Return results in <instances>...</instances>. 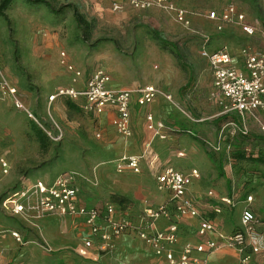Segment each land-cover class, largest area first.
Here are the masks:
<instances>
[{
  "label": "rangeland",
  "instance_id": "rangeland-1",
  "mask_svg": "<svg viewBox=\"0 0 264 264\" xmlns=\"http://www.w3.org/2000/svg\"><path fill=\"white\" fill-rule=\"evenodd\" d=\"M28 1L10 0L0 10V84L4 80L16 87L37 120L15 108L0 88V155L10 167L7 174H0V199L26 180L64 170L90 180L98 165L112 164L105 160L106 151L84 114L69 107L67 101L55 111L49 101L47 95L59 81L40 67L52 55L34 43L48 37L57 45L58 65L63 68L61 52L78 67H103L117 83H152L161 93L171 95V101L164 99L166 103L160 104L159 117L175 128L173 134L178 138L201 137L222 162L221 175L217 163L203 154V146L196 140L204 158L197 162L204 183L222 187L235 197V204H246V196H252L249 207L256 218L254 232L262 239V248L253 259L255 264H264V164L232 159V146L227 145L234 135L240 148L264 154V113L232 116L239 129L244 127L247 132L236 129L230 134L227 121H217L223 113L210 99L211 74L201 56L204 40L208 50L227 46L235 51L245 44L264 49V0H169L185 10L187 24L161 7L140 9L130 0H46L58 12ZM227 5L258 22L251 36L237 23L207 18L209 12L219 13ZM74 11L86 24H78ZM86 183L84 192L89 189ZM238 215L239 209L227 221L233 229L240 225ZM35 220L21 221L0 208V230L6 235L1 251L7 264H91L73 252L49 251L43 228ZM13 230L20 234L21 242L9 237ZM223 258L213 264H238L234 254L226 253Z\"/></svg>",
  "mask_w": 264,
  "mask_h": 264
},
{
  "label": "built area",
  "instance_id": "built-area-1",
  "mask_svg": "<svg viewBox=\"0 0 264 264\" xmlns=\"http://www.w3.org/2000/svg\"><path fill=\"white\" fill-rule=\"evenodd\" d=\"M130 3L140 9L161 7L174 14L178 21L188 23L185 10L177 7L169 0H130ZM209 18L219 20L220 23H237L242 30L252 35L254 26L244 22V13L234 5H227L220 13L211 11ZM220 28V27H219ZM204 40L201 47V56L207 61L212 73L213 90L210 98L215 100L223 114L236 113L238 116L264 111V51L253 50L248 45L240 48L243 70L233 65L232 57L226 46L218 50L209 51L205 47ZM61 64L72 73L71 81L74 83L81 76V70L65 60V53L61 52ZM111 77L102 68L92 71L82 89L74 86L59 87L48 99L52 101L58 96L70 99L82 98V109L85 112L101 114L107 108L114 112L112 125L115 131L124 136L131 135L130 125V99L135 93L139 105L151 103L158 95H162L167 101H171V95L163 94L154 85H145L137 89L115 88L110 85ZM0 88L5 95H9L15 108L25 111L28 116L37 120L24 106L17 96L16 89L6 81H2ZM146 126L151 132L150 138L144 144V150L136 155H124L114 161L115 170L119 173L130 171L139 173L141 161L147 160L149 149L155 137H163L162 130L166 125L162 121L154 120L151 113L146 114ZM230 134L238 129L245 134L247 131L233 119L227 121ZM9 164L4 156L0 155V174L8 173ZM197 169H192L190 174H184L172 166L164 167L156 174L159 188L167 189L171 193V200L177 217H199L197 235L204 237L207 234H215V238H209L196 245L185 243L177 254L173 246L178 240V226L170 223L166 228L156 227V221L160 218H169V209L165 205L147 207L138 217L137 223L127 219L113 218L114 207L108 203L104 210L95 207H84L78 204L79 188L75 182V173L72 171L61 172L52 179L38 177L31 181H24L15 190L9 192L0 199V208L8 214L32 222L42 215H81L90 232L97 235L101 241L100 247L109 250L113 247V238L132 231L148 244L156 255H163L169 264H207V255L212 251L231 247L239 253V264H254L253 257L262 248V239L255 235L254 224L256 222L252 209L246 205L240 212L241 226L235 231L226 234L217 230L216 225L209 219L200 216L191 200L185 197L186 186L191 177H198ZM252 201V196H246V203ZM221 203L234 207L235 203L229 197H222ZM215 212H221L219 207ZM10 235L21 242V236L17 231H11ZM91 246L86 241L84 247L77 250L81 256L86 255V248ZM196 253H203L198 256ZM1 264V260H0ZM125 264V263H123Z\"/></svg>",
  "mask_w": 264,
  "mask_h": 264
},
{
  "label": "crops",
  "instance_id": "crops-1",
  "mask_svg": "<svg viewBox=\"0 0 264 264\" xmlns=\"http://www.w3.org/2000/svg\"><path fill=\"white\" fill-rule=\"evenodd\" d=\"M207 18L210 20H216L209 17ZM244 22L253 25L254 32L256 31V28L258 26V22L256 20H248L244 14ZM245 34L247 36H251L247 33ZM52 41L53 40L48 39V37H45L39 38L34 42L36 46L41 48L40 51H47L50 55L53 56H48L47 61L41 64L40 67H43V71L45 72V74L48 75L52 80L59 81L58 84L55 85L53 91L50 92L47 97L55 93L56 89L59 87L74 86L77 89H82L85 85L86 80L88 79L92 71L96 68L89 69L78 67L73 63L68 54L67 56L65 55V60L67 62L71 63L76 68L81 70V76L77 79L76 82L73 83L71 81L72 73L69 72L65 67L63 68L62 66L58 65V56L56 55L57 45ZM245 45H248L253 50L264 51V49L256 48L255 46L250 44ZM240 48L232 51L227 47L232 57L233 65H235L239 70H243L242 57L239 54ZM97 68L104 69L103 67ZM208 69L211 74V92L213 90V85L212 73L209 65ZM107 73L111 77L110 85L115 88L134 90L145 85H154L152 83H143L139 85L132 83L129 85L125 84V82L122 81H119L117 83L115 81V78L109 72ZM154 86L158 88L156 85ZM14 88L16 89V87ZM7 96L12 103L11 97L9 95ZM17 96L25 106V101L23 100L21 94L17 92ZM136 96L137 95L135 93L131 95L129 104L131 125V135L129 137H124L115 131L112 125L114 112L111 108H107L101 114H93L85 112L82 109L81 105L83 103V99L81 97L77 99H70L68 97L58 96L51 101L53 102V108L55 111L57 109H61V107H63L64 105V102L67 101L69 102V107L75 108L82 114H84L88 121V124L94 131L93 134L95 138L100 139L99 143L106 151L107 157L105 160H111L112 163L111 165H108L107 163L98 165L94 173H92L93 180L90 179L92 181H90L88 178L85 179V177L83 176L80 179L79 176L75 175V182L79 188L78 204L84 207H95L104 210L106 205L110 203L115 209L113 218L127 219L132 223L138 222V217L145 208L165 205L169 209L170 216L169 218L158 219L156 221V227L159 229H164L170 223L177 224L179 229L178 240L173 246V250H175V254H177L185 243L196 245L199 242H204L209 238H215V234L210 233L204 237H200L197 235L199 217L176 216L171 200V193L167 189L158 187L156 174L166 166H172L187 175L190 174L192 169H197L199 176L190 178V181L186 186L185 197L191 200L193 205L198 210L200 216L211 220L216 225L218 231L226 234L235 231L236 229H233L230 225H228L227 221L231 218V214L239 209L238 219L240 227L241 209L246 205L249 206V204H244L243 202H241L240 205L239 203H237L234 207H230L224 203H221L220 199L222 197H229L234 200L235 203V197L230 193L224 191L222 187L206 185L203 181L201 168H199V165L197 166L199 158L201 160H204L203 154H206L211 162L217 163L216 165L218 174L222 175V162L216 159L215 155H213V159L210 157L209 153L205 149V145H203L201 137L196 136L195 139L191 140L186 137L178 138L173 134L175 132V128H170L166 120L159 117L158 113L160 104L162 105L163 103H166V99L164 97L158 95L151 103L146 105H139L136 101ZM211 100L215 102L217 107H219L215 100ZM258 112L264 113V111L261 110ZM148 113L152 114L154 120L162 121L166 125V128L161 131L163 137L157 136L154 138L149 149L147 160H142L140 163L141 171L139 173H132L130 171H125L122 173L117 172L115 170L114 164V161L116 159H119L124 155L140 154L144 150V144L151 136V132L147 129L146 126L145 116ZM222 116H226L227 120L225 121H228L230 119L234 120L232 116L238 115L236 113H229L222 114ZM186 132L190 134V130H187ZM196 140H198V142H200L203 146L204 153L202 155H200L199 153V143ZM67 171L71 170H64L62 172ZM55 175L42 178L50 180ZM31 180L34 179L26 181ZM84 182H88L86 183V186H89L88 191L85 192L83 191ZM112 195L122 197L126 201L124 203L114 201L111 198ZM216 207H219L221 209V212H215ZM18 219H20L21 221L23 220L21 218ZM35 219L34 220L36 221L37 227L40 229L43 228V232H41V234L49 251L73 252L76 256L87 259V261L91 264H169L163 255H156L153 249L132 231L114 237L112 241L113 247L109 250H103L100 247L101 241L99 237L90 232L89 228L85 224L84 217L81 215L57 216L51 214L36 217ZM8 235L12 239H14L10 234ZM5 236L6 235L4 234L3 229L0 230L1 264H7L6 254L1 251V242L5 238ZM86 241H90L91 246L86 248V255L81 256L78 254L77 250L84 247ZM194 253L201 257L204 256L203 253ZM226 253L234 254L235 258L238 257L237 260L239 264V253L231 247H222L209 253L206 257L207 264L221 263L222 261H224L223 256Z\"/></svg>",
  "mask_w": 264,
  "mask_h": 264
},
{
  "label": "trees",
  "instance_id": "trees-1",
  "mask_svg": "<svg viewBox=\"0 0 264 264\" xmlns=\"http://www.w3.org/2000/svg\"><path fill=\"white\" fill-rule=\"evenodd\" d=\"M36 2V3H42L45 6H47L48 8H50L53 12H58L57 9H53L51 4L49 2H47L46 0H29L28 2ZM10 2V0H1L0 1V10L7 5ZM74 16H75V20L78 22V24H82L86 22L84 21V19L82 18L81 15H79L76 11H74ZM153 36L156 39L161 40L162 42H165L163 39H161L160 37H158V35H156L155 33H153ZM190 80H188L187 84L185 85V87H187L190 84ZM227 120L226 116H222L221 118L218 119V122L221 121H225ZM234 135L230 136L232 139L230 141H228L227 145L230 148V146H232L231 149V157L234 160H248L254 163H261L264 164V154H254V153H250L248 152L246 149L240 148L238 146V140L236 137H233ZM203 142V141H202ZM203 145H205L203 143ZM205 149L206 151L209 153L210 157L213 159V153L210 151V148L205 145ZM262 177H264V175H262ZM17 187H13L12 189L8 190L7 192L3 193V195L1 196V199L3 197H5L9 192L15 190ZM112 200L117 201L119 203H124L126 200H124L122 197L116 196V195H112L111 196Z\"/></svg>",
  "mask_w": 264,
  "mask_h": 264
}]
</instances>
